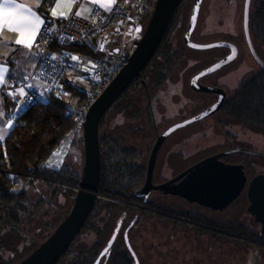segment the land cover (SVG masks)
Segmentation results:
<instances>
[{
	"label": "rangeland",
	"instance_id": "1",
	"mask_svg": "<svg viewBox=\"0 0 264 264\" xmlns=\"http://www.w3.org/2000/svg\"><path fill=\"white\" fill-rule=\"evenodd\" d=\"M155 1L149 2L146 8L148 15L141 20V35ZM192 2L193 0L184 2L180 11L182 24L169 35V39L180 43L184 62L169 70L167 80L159 89H151L150 69L147 70L138 82L144 81L149 85V94L145 95L140 85H135L120 101L119 107L108 113L102 129L103 135H110L111 140L121 150L133 152V156L144 168L157 135L170 125L201 112L215 100L213 95L196 93L189 88L192 75L218 61L225 52L222 48L193 51L183 45L182 37ZM243 2L244 0H203L191 37L198 44L232 40L239 45L241 55L237 61L201 81L204 85L223 88L226 101L234 96L240 86L261 71L254 64L245 46L242 33ZM256 3L257 0H252L250 15L253 14ZM254 42L256 51L264 62V50L257 41ZM71 84L83 91L88 89L86 85L74 80H71ZM65 100L72 111L77 109L76 100H79V96L69 93ZM147 108L151 117L147 115ZM135 110L139 114L136 113L137 116L130 118V114ZM235 148L264 154V135L253 129L238 126L220 111L208 119L178 130L165 141L157 157L153 183L159 184L168 180L207 156ZM54 153L58 155H53ZM225 161L244 165L249 179L254 175L264 174V159L232 154L226 157ZM49 164L52 166L49 167ZM82 166V133H69L41 164L44 170L67 169L79 176ZM9 175L15 183L14 191L24 187L28 200L25 204L26 211L21 215L20 227L15 229L10 226L1 231L2 264H16L34 250L69 212L74 197L68 193L69 190H74V187L56 184L60 190L55 193L52 188H46L39 181L28 185L26 179L12 173ZM98 198L109 201L104 197ZM148 201L159 207L169 208L175 213L186 214L192 220L201 219L230 229L235 232L237 238L232 241L198 231L193 227H178L167 221L155 220L140 215L139 212H127L128 221L136 215V224L128 235L129 244L133 247L139 264H251L255 253L258 255L257 264H264V234L259 237L260 226L246 212L248 202L245 193L220 213L211 212L178 198L164 197L159 193H153ZM134 208L142 209L138 206ZM122 212V209L113 212L109 219V228L112 229L116 225L117 217ZM125 226L126 224L122 226L118 236L121 240ZM92 238L90 235H83L79 241L88 243Z\"/></svg>",
	"mask_w": 264,
	"mask_h": 264
},
{
	"label": "trees",
	"instance_id": "2",
	"mask_svg": "<svg viewBox=\"0 0 264 264\" xmlns=\"http://www.w3.org/2000/svg\"><path fill=\"white\" fill-rule=\"evenodd\" d=\"M185 1L182 0L173 13L166 34L152 59L141 72V76H144V73L150 69L149 84L152 90L159 89L163 85L171 68L184 62L183 49L180 43L169 39V35L173 29L180 27L182 24L180 11ZM147 15L148 12L144 17L146 18ZM249 27L253 39L264 50V0H257L256 8L250 16ZM77 48V46H73L68 49L77 51ZM79 50L81 52L85 51L84 49ZM139 78L131 83L126 92L107 111L99 125L101 171L97 192L99 197L107 198L109 201L96 198L82 230L56 264H93L115 227L114 225L112 229L109 228V219L116 210L122 209L123 211L117 217V220L123 216L127 220V212L135 211L139 212L140 215L168 222L166 217L150 213L145 209L134 208V206H139L165 212L157 205L149 201L144 203L140 198L134 196L135 191L143 183L144 167L133 156V152L121 150L111 140V136L103 135L102 131L108 113L119 107L120 101L135 85H140L145 95L149 94V85H146L144 81L138 82ZM65 89L72 96H79V103H83L84 94L78 92L76 88H72L67 79L65 80ZM68 108L65 98L48 95L45 101L36 100L33 106L25 109L20 114L6 138L3 141L0 140V234L7 227L13 226L15 229L20 227L22 224L21 215L26 211L25 204L28 200L24 187L19 191H14L15 183L8 173L18 174V176L27 180L28 185H33L35 180H28L22 176L24 174L41 176L73 187L78 186L80 176L70 170H44L41 168V164L59 146L63 138L74 131L72 118L66 115ZM146 110L148 117H151L149 108ZM221 111L227 119L234 121L238 126L253 129L255 132L264 135V70H261L240 86L234 96L224 103ZM136 113L137 110L128 116L131 118ZM42 184L46 188H52L55 193L60 190V187L56 184L48 182H42ZM68 193L73 197L76 192L75 190H69ZM102 213L104 216H101ZM135 224L136 215L128 221V241H130L128 234ZM172 224L192 229V227L185 224L176 222H172ZM50 234L43 238V241ZM83 235H90L93 238L88 243L80 242L79 239ZM131 248L133 250L132 246ZM22 259L23 257L20 260ZM0 264H2L1 260ZM99 264H134L123 238L122 240L116 238L108 256L101 258Z\"/></svg>",
	"mask_w": 264,
	"mask_h": 264
},
{
	"label": "water",
	"instance_id": "3",
	"mask_svg": "<svg viewBox=\"0 0 264 264\" xmlns=\"http://www.w3.org/2000/svg\"><path fill=\"white\" fill-rule=\"evenodd\" d=\"M181 2L182 0L155 1L153 11L147 20L143 33L136 42L135 49L127 58L126 64L87 110L82 128L83 166L69 212L43 242L16 264H56L82 230L94 202L99 196L97 187L101 171L100 121L114 103L126 92L131 83L140 77L141 72L152 59L166 34L173 13ZM202 2L203 0H193L192 2L186 30L182 37L183 44L194 51L223 48L229 50V54L192 75L189 80V87L197 93H216L219 95V99L215 104L197 115L171 125L157 137L147 161L144 183L135 191L134 196L146 203L151 191H159L164 195L178 196L189 203H196L213 211H222L241 195L247 178L242 165L225 164L219 161V158L229 154H245L264 159V154L250 149L235 148L200 161L173 180L159 185L152 183L156 157L165 139L176 130L208 118L221 108L225 97L223 90L201 85L199 80L231 64L237 56L236 47L227 41L198 44L191 39L196 28ZM249 3L250 0H244L243 31L251 53L258 59L252 49L248 30ZM230 57L231 59H229ZM262 69L264 70V67ZM246 195L249 202L247 212L254 217L256 223L261 225L259 233L261 236L264 232V175H256L251 179ZM120 226L121 220L119 219L93 264H99L101 258L108 256L109 250L119 234ZM123 239L134 264H139L138 258L129 244L126 231L123 234ZM110 241L111 246L109 247ZM106 249L107 251H105ZM256 261L257 253L254 254L251 264H256Z\"/></svg>",
	"mask_w": 264,
	"mask_h": 264
},
{
	"label": "built area",
	"instance_id": "4",
	"mask_svg": "<svg viewBox=\"0 0 264 264\" xmlns=\"http://www.w3.org/2000/svg\"><path fill=\"white\" fill-rule=\"evenodd\" d=\"M150 1L118 0L109 10L93 8L87 18L71 15L61 22L52 23L51 19L45 20L52 24L53 30L45 29L35 40L33 51L36 63L32 73L21 84L8 80L2 87L11 104L6 123L9 125L10 121L11 125H14L20 114L33 106L40 95L65 98V93L69 94L65 89V80L76 64L70 58L74 53L68 48L77 46V49H84L89 56L80 63L86 72L88 89L83 91L76 88L84 94V101L76 111L68 108L66 115L71 116L75 133L81 134L88 108L118 75L126 64L128 55L135 49L136 42L141 37V32L136 29H140L141 20L147 13L146 8ZM60 37H63V41ZM72 37L75 39H70ZM101 44L104 46L103 50H100ZM128 50L130 51L127 52ZM52 56L56 59L53 60ZM28 85L32 87L28 88ZM18 88H24L28 93L25 99L19 97ZM12 174L18 176L16 173ZM22 176L41 183L66 185L32 174Z\"/></svg>",
	"mask_w": 264,
	"mask_h": 264
},
{
	"label": "crops",
	"instance_id": "5",
	"mask_svg": "<svg viewBox=\"0 0 264 264\" xmlns=\"http://www.w3.org/2000/svg\"><path fill=\"white\" fill-rule=\"evenodd\" d=\"M117 1L118 0H115V3L111 6H105L102 0L101 3H93V0H74L69 16L75 15L77 11H80L81 16L79 17L87 18L93 8L98 7L105 10H109L114 5L117 4ZM7 2L14 5H21L24 8H31L37 15L40 16L41 19L44 20L51 19L54 20L55 22H61L66 20V19L51 17V10L55 7V4L52 3L51 0H44V2L39 6H37L36 0H7ZM60 2H63V0H60ZM4 3L5 0H0V4H4ZM60 10H64V9H60ZM0 37H2L4 41L13 42V43H8L6 48L0 49V53H2L0 54V64H4L5 67L9 69V72L11 73V78L8 80H12L16 84H21L25 81L24 77L26 76L28 78L35 67L36 58L34 55V51L32 50V53L29 54L28 56L21 55L20 51L17 50V46L14 44L15 39L18 38V34L13 31H10L7 27V24H4L3 27H0ZM78 50L79 49H77V51H73V53L74 56L78 57L79 59L74 60L76 65L70 71L67 77V80L69 81L70 86L72 88L75 87L71 84V80H74L79 84H83L88 87L86 82V72L83 65L81 66L80 63L84 62L85 59H88L89 56L86 51L81 52L80 50L79 51ZM23 51H27V50L24 49ZM8 80H6V82ZM2 87L3 85H0V113H2L0 114V135H3L4 131H7V135H8L12 127H10V125L6 123V117L10 111L11 104L10 101L5 97L2 91ZM46 98L47 95L43 94L38 96L37 100L45 101ZM76 101H77L76 106L78 109L82 103L80 104L79 100ZM72 133H75V131H73ZM7 135H5L1 141H3Z\"/></svg>",
	"mask_w": 264,
	"mask_h": 264
},
{
	"label": "snow or ice",
	"instance_id": "6",
	"mask_svg": "<svg viewBox=\"0 0 264 264\" xmlns=\"http://www.w3.org/2000/svg\"><path fill=\"white\" fill-rule=\"evenodd\" d=\"M43 2L44 0H36L37 6ZM51 2L55 4V7L51 10L52 18H69V13L73 6L74 0H63V2H60V0H51ZM102 2L105 6H111L115 3V0H102ZM93 3H101V0H93ZM75 16H81V12L77 11ZM52 23H54V20ZM4 24H7V27L10 31L18 34V38L15 39L14 44L17 46V50L20 51V54L23 56H28L32 53L34 42L38 35H40L45 29L49 31L53 30L52 24H49L44 19H41L40 16L37 15L31 8H24L21 5L10 4L7 2V0H5L4 4H0V27H3ZM136 31L139 32L140 29L137 28ZM60 39L63 41V37H60ZM70 39L75 38L72 37ZM8 43L13 42L4 41L2 37H0V49L6 48ZM103 47V44H101L100 50H103ZM24 49L27 51H23ZM51 58L53 60L56 59L55 56H52ZM70 58L72 60L79 59L75 56H71ZM229 59H231V57ZM10 78L11 73L9 72V69L5 67L4 64H0V85H4L6 80ZM24 79L26 80L27 77L25 76ZM27 87L31 88L32 85H28ZM17 93L21 99H25L28 95L24 88H18ZM65 95H67V93H65ZM9 125L10 127H14V125H11L10 121ZM5 135H7V131H4L3 135H0V140H2ZM53 155H58V153H54ZM51 166L52 165L49 164V167ZM56 166L59 167L58 164ZM113 239H115V237H113ZM110 246L111 241L109 243V247ZM105 251H107V249Z\"/></svg>",
	"mask_w": 264,
	"mask_h": 264
},
{
	"label": "flooded vegetation",
	"instance_id": "7",
	"mask_svg": "<svg viewBox=\"0 0 264 264\" xmlns=\"http://www.w3.org/2000/svg\"><path fill=\"white\" fill-rule=\"evenodd\" d=\"M251 2H252V0H250V3H249V9H248V30H249V35H250V40H251V46H252V49H253V51H254V53H255V55H256V57L258 58V59H256L255 58V56L251 53V51H250V49H249V47H248V45H247V42H246V40H245V35H244V31H243V10H244V2H243V10H242V33H243V36H244V41H245V46H246V48L248 49V52H249V55L251 56V58H252V60H253V62H254V64L260 69V70H263L262 69V67H264V62L262 61V59L259 57V55H258V53H257V51H256V48H255V46H254V39H253V37H252V35H251V33H250V27H249V25H250V16L252 15H250V7H251ZM255 4V3H254ZM254 7V6H253ZM253 9V8H252ZM254 11V10H253ZM224 41H227V42H229V43H231V44H233L235 47H236V49H237V56H236V59L231 63V64H233L235 61H237V59L240 57V49H239V45H237L236 43H234L232 40H224ZM254 42V43H253ZM223 49V48H222ZM225 52H224V54H223V56H221L218 60H220V59H222L223 57H225L226 55H228L229 54V50H227V49H223ZM231 64H229V65H227L226 67H224V69L225 68H227V67H229ZM220 71V70H219ZM219 71H217V72H219ZM216 73V72H215ZM212 74H214V73H212ZM211 75V74H210ZM210 75H208V76H210ZM141 76V75H140ZM207 77V76H206ZM206 77H203V78H201L200 80H199V83L201 84V85H204L203 83H201V81L204 79V78H206ZM204 86H210V87H215V88H219V89H222L223 90V88H221V87H218V86H214V85H204ZM190 88V87H189ZM223 92L225 93V91L223 90ZM197 93V92H196ZM201 94H209V93H201ZM210 95H213V97H215V100L213 101V103L211 104V105H209L208 107H206L205 109H207V108H209L210 106H212L213 104H215L217 101H218V99H219V95L218 94H216V93H211ZM225 101H226V94H225V97H224V100H223V103H222V105H221V108L218 110V111H216L215 113H213L211 116H213V115H215V114H217V113H219L220 111H221V109H222V106L224 105V103H225ZM204 109V110H205ZM203 111V110H202ZM201 111V112H202ZM222 112V111H221ZM200 113V112H199ZM198 114V113H197ZM196 114V115H197ZM193 116H195V115H193ZM193 116H191V117H193ZM211 116H209V117H211ZM208 117V118H209ZM190 118V117H189ZM208 118H205V119H208ZM187 119V118H186ZM205 119H203V120H205ZM185 120V119H184ZM181 121H183V120H181ZM181 121H178V122H181ZM202 121V120H201ZM177 122V123H178ZM198 122H200V121H198ZM198 122H195V123H193V124H196V123H198ZM193 124H189V125H187V126H185V127H182V128H180V129H178V130H181V129H184V128H186V127H188V126H190V125H193ZM171 126V125H170ZM169 126V127H170ZM168 128V127H167ZM166 128V129H167ZM165 129V130H166ZM164 130V131H165ZM178 130H176L175 132H173L171 135H169L166 139H165V141L169 138V137H171L174 133H176ZM163 131V132H164ZM163 132H161L160 134H162ZM159 134V135H160ZM159 135H157L156 136V139H157V137L159 136ZM156 139H155V141H156ZM155 141H154V143H155ZM165 141L162 143V145H161V147H160V149H159V151H158V154H157V157H158V155H159V152H160V150H161V148H162V146H163V144L165 143ZM154 145V144H153ZM153 147V146H152ZM152 149V148H151ZM230 150H232V149H229V150H225V151H222V152H219V153H216V154H213V155H217V154H220V153H223V152H226V151H230ZM151 152V151H150ZM213 155H210V156H207V157H205V158H203V159H201V160H199V161H197V162H195V163H193L192 165H190L189 167H187V168H185L184 170H182L181 172H179L178 174H176L175 176H173V177H171L170 179H168V180H165V181H163V182H161V183H159V184H162V183H165V182H168V181H170V180H173V179H175V178H177L178 176H180L181 174H183L185 171H187L189 168H191L193 165H195V164H197V163H199L200 161H202V160H204V159H206V158H208V157H211V156H213ZM232 154H229V155H226V156H223V157H220L219 158V161H222L223 163H225V164H229V165H242V164H240V163H228V162H226L225 161V158L226 157H228V156H231ZM234 155V154H233ZM243 155H245V154H243ZM247 156H249V155H247ZM157 157H156V161H157ZM251 157H253V156H251ZM254 158H257V157H254ZM261 159V158H260ZM148 161V160H147ZM156 161H155V165H156ZM155 165H154V168H153V173H152V183H153V175H154V169H155ZM147 166V165H146ZM243 166V171H244V174H245V176H246V178H247V182H246V184H245V187H244V189H243V191H242V193H241V195L236 199V200H234L233 201V203L235 202V201H237L242 195H243V193H245V196H246V199H247V195H246V193H247V188H248V184H249V182L251 181V179L253 178V177H255L256 175H254L252 178H248V176H247V174H246V172H245V169H244V165H242ZM145 174H146V167L144 168V180H145ZM257 175H260V174H257ZM261 175H264V174H261ZM144 180H143V183H144ZM180 181V180H179ZM179 181H177V182H179ZM176 182V183H177ZM143 183L141 184V186L143 185ZM154 185H159V184H155V183H153ZM140 186V187H141ZM139 187V188H140ZM153 193H159L160 195H162V196H164V197H173V198H178V199H180V200H183V201H185V202H187V203H189L188 201H186V200H184V199H182V198H180V197H178V196H173V195H170V194H163V193H161V192H159V191H151V193H150V195H149V197L153 194ZM149 197H148V199H147V201L149 200ZM142 200V199H141ZM247 202H248V199H247ZM233 203H231L229 206H227L225 209H223L222 211H213V210H210V209H208V208H205V207H202V206H199L198 204H196V203H189V204H194V205H197V206H199V207H202V208H205L206 210H209V211H211V212H214V213H220V212H223V211H225L227 208H229ZM248 204H249V202H248ZM248 204H247V206H248ZM247 206H246V212H247ZM139 207V206H138ZM159 207V206H158ZM140 208H142V207H140ZM160 208H162L165 212H160V211H157V210H151V209H146V208H142V209H145V210H147L148 212H150V213H153V214H157V215H159V216H163V217H166L167 218V220H168V222L169 223H172V222H176V223H179V224H185V225H187V226H190V227H193V228H196L197 230H199V231H201V232H208V233H210V234H212V235H216V236H221V237H223V238H226V239H228V240H232V241H234V239L235 238H237V235H235V233H234V231H232V230H230V229H225V228H222V227H219L220 225H217V224H214V223H210V222H204V221H202L201 219H197V220H192V219H190L186 214H182V213H175V212H173L171 209H169V208H163V207H160ZM248 213V212H247ZM249 214V213H248ZM250 215V214H249ZM251 216V215H250ZM253 217V216H252ZM120 220H121V226H120V230H119V234H120V232H121V228H122V226L124 225V224H126V226H125V229H124V232H123V234L125 233V231L126 232H128V230H129V226H128V221L127 220H125L124 219V216L123 217H120L119 218ZM118 219V220H119ZM117 220V221H118ZM253 220H254V217H253ZM255 222V221H254ZM117 223V222H116ZM256 223V222H255ZM256 224H258L259 226H260V228H261V225L259 224V223H256ZM116 226V225H115ZM260 233V232H259ZM119 234H118V236H119ZM263 234H264V232H263ZM262 234V235H263ZM261 235V236H262ZM117 236V237H118ZM260 235H259V237H261ZM254 243H256V242H254ZM257 261H258V255H257ZM257 261H256V264H257Z\"/></svg>",
	"mask_w": 264,
	"mask_h": 264
}]
</instances>
